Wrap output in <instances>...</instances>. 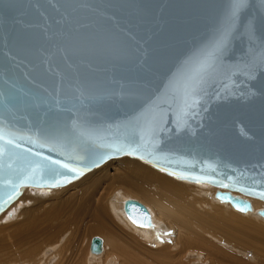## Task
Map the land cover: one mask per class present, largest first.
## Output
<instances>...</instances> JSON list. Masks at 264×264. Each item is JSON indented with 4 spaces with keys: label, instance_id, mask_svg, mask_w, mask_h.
Returning a JSON list of instances; mask_svg holds the SVG:
<instances>
[{
    "label": "water",
    "instance_id": "water-1",
    "mask_svg": "<svg viewBox=\"0 0 264 264\" xmlns=\"http://www.w3.org/2000/svg\"><path fill=\"white\" fill-rule=\"evenodd\" d=\"M229 5L230 0H3L0 127L21 147L8 145L0 159V205L22 181L50 175L39 163L43 157L86 169L101 155L104 162L130 153L116 149L133 138L139 142L136 119L162 104L173 87L182 92L201 70ZM250 25L257 41H264V0H248L223 53L225 64L247 58ZM205 87L207 95L186 128L176 131L171 110V131L161 134L155 148L137 153L188 176H215L242 191H264V72L226 82L212 76ZM52 126L70 130L68 139H41L44 147L33 142L37 130ZM218 197L247 207L240 197ZM126 210L139 224L148 218L139 203L129 202ZM99 246L94 237L91 248Z\"/></svg>",
    "mask_w": 264,
    "mask_h": 264
},
{
    "label": "bare ground",
    "instance_id": "bare-ground-1",
    "mask_svg": "<svg viewBox=\"0 0 264 264\" xmlns=\"http://www.w3.org/2000/svg\"><path fill=\"white\" fill-rule=\"evenodd\" d=\"M166 168L123 153L78 177L59 171L76 177L68 182L22 181L0 205V264H264V198ZM129 202L146 208L143 224L129 216Z\"/></svg>",
    "mask_w": 264,
    "mask_h": 264
},
{
    "label": "snow or ice",
    "instance_id": "snow-or-ice-1",
    "mask_svg": "<svg viewBox=\"0 0 264 264\" xmlns=\"http://www.w3.org/2000/svg\"><path fill=\"white\" fill-rule=\"evenodd\" d=\"M0 4H3V0H0ZM246 7H248V0H230V5L225 14L224 23L218 39L213 45V49L208 53V59L201 66V70L192 78L190 83L184 86L182 92H178L173 87L162 104L155 103L146 113L141 114L135 121V126L140 130L138 137L139 142H137L136 138H133L129 144L117 147V151L131 149L129 154L134 155L141 149L147 150L149 147L155 148L159 143L161 134L171 131V129L167 127L168 120L166 117L173 109L176 112V131L179 132L186 128L188 126V118L195 108L200 107L203 98L207 95V88L205 85L212 76H222L225 78L226 82L237 75H244L249 79H254L257 72H264V41H257L255 29L251 25L247 30L250 45L247 58L244 59L241 64L233 65L225 64L222 59L223 53L226 51L235 32L234 25L241 12ZM225 91L231 92L227 87ZM241 94L243 95V93ZM73 127H75V125H73ZM69 133L70 130H58L55 126H52L50 129H39L36 132V139L33 142L40 143L41 139L45 141L66 140L68 139ZM0 142H3L0 143V159L6 154L8 145H14L17 148L21 147V145L17 144L15 139L11 137V134H6L5 129L2 127H0ZM133 145H135V147H133ZM40 146L44 147L46 144L40 143ZM52 150H56L55 144ZM28 151L31 152V149H28ZM35 155L41 156L42 154L36 153ZM104 158L105 157L101 155L99 159L92 160V163L98 166ZM39 163L43 164L48 169L50 175L62 177L57 181L58 184L68 182L79 175H83V169L73 167L61 160H54L50 156L43 157ZM50 165H59L60 168L75 173L76 177L64 175L59 172V169L53 168ZM8 183H11V181ZM224 186L227 187V185ZM12 187L15 189L17 185H13ZM246 191L253 192L261 198H264V191L258 193L253 189H246ZM8 198L9 200L12 199V195L10 194ZM241 210L243 211L244 209Z\"/></svg>",
    "mask_w": 264,
    "mask_h": 264
}]
</instances>
